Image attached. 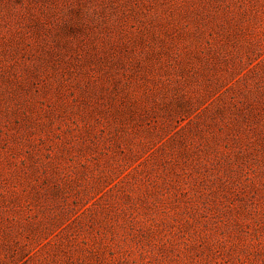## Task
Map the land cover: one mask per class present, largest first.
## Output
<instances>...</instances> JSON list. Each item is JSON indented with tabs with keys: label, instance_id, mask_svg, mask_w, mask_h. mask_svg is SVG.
I'll return each instance as SVG.
<instances>
[{
	"label": "rangeland",
	"instance_id": "obj_1",
	"mask_svg": "<svg viewBox=\"0 0 264 264\" xmlns=\"http://www.w3.org/2000/svg\"><path fill=\"white\" fill-rule=\"evenodd\" d=\"M0 264H264V0H0Z\"/></svg>",
	"mask_w": 264,
	"mask_h": 264
}]
</instances>
